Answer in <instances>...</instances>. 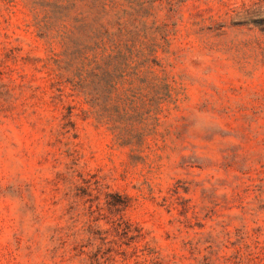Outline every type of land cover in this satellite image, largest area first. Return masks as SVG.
Instances as JSON below:
<instances>
[{"label":"rangeland","instance_id":"1","mask_svg":"<svg viewBox=\"0 0 264 264\" xmlns=\"http://www.w3.org/2000/svg\"><path fill=\"white\" fill-rule=\"evenodd\" d=\"M249 1L187 0L178 7L182 33L198 11L227 26L212 31L214 48L182 35L174 70L184 96L168 116L172 123H160L138 150L113 143L102 124L78 115L68 137L75 157L54 148L44 155L33 123L9 114L0 76V264H72L56 238L68 242L72 222L87 215L96 217L92 227L120 215L138 228L136 247L127 246L131 264L147 262L144 246L161 264H264V23L231 24L242 18L223 14L227 4ZM22 17L17 10L11 21ZM11 28L23 49L43 53L32 33ZM66 168L88 179L84 202ZM100 190L109 192L107 203ZM96 202L101 213L83 214Z\"/></svg>","mask_w":264,"mask_h":264},{"label":"trees","instance_id":"2","mask_svg":"<svg viewBox=\"0 0 264 264\" xmlns=\"http://www.w3.org/2000/svg\"><path fill=\"white\" fill-rule=\"evenodd\" d=\"M185 1L0 0V76L6 77L7 107L11 116L33 123L39 131L41 153L54 155L58 150L75 157L68 137L75 136L78 115L102 124L113 143L132 151L156 134L160 123H172L168 116L184 96L182 75L174 70L179 40L193 36L214 48L212 31L227 26L222 18L198 11L185 20L182 33L178 7ZM17 10L23 13L22 21L13 24ZM223 14L242 18L231 24L251 22L258 27L264 23V0L227 4ZM11 25L32 33L43 53L23 49ZM66 169L78 181L69 179L84 202L88 179L77 171L79 181L73 168ZM99 193L107 203L109 192ZM115 195L118 204L123 202ZM90 206L83 214L101 213L97 202ZM95 218L87 215L79 225L78 219L72 222L68 242L66 235L56 238L58 251L72 264H131L133 253H127V246L139 237L138 228L120 215L106 216L107 227H92ZM65 243L68 249L63 251ZM144 247L151 255L143 264H161L162 259Z\"/></svg>","mask_w":264,"mask_h":264}]
</instances>
